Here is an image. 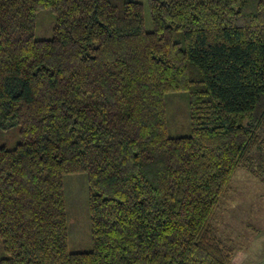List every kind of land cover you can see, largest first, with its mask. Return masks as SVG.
Listing matches in <instances>:
<instances>
[{
	"label": "trees",
	"instance_id": "16d2710c",
	"mask_svg": "<svg viewBox=\"0 0 264 264\" xmlns=\"http://www.w3.org/2000/svg\"><path fill=\"white\" fill-rule=\"evenodd\" d=\"M148 5L151 30L136 0H0V128L19 129L0 147V264H231L217 210L238 169L264 180V0ZM178 91L191 132L171 136ZM74 173L89 251L69 249Z\"/></svg>",
	"mask_w": 264,
	"mask_h": 264
},
{
	"label": "rangeland",
	"instance_id": "374dc122",
	"mask_svg": "<svg viewBox=\"0 0 264 264\" xmlns=\"http://www.w3.org/2000/svg\"><path fill=\"white\" fill-rule=\"evenodd\" d=\"M144 5L145 27L153 28L148 0H136ZM56 22L49 8L40 9L35 16V36L51 38ZM176 37L181 38L180 34ZM169 135H188L191 119L188 94L169 92L165 96ZM19 140L18 126L0 128V147L12 148ZM89 187L83 173L65 176V201L69 227V249L89 251L93 248L89 213ZM215 226L218 235L227 240L234 255L231 264H258L264 260V180L244 168L233 175L231 188L217 210ZM0 239V258L7 257Z\"/></svg>",
	"mask_w": 264,
	"mask_h": 264
},
{
	"label": "built area",
	"instance_id": "2783aa9c",
	"mask_svg": "<svg viewBox=\"0 0 264 264\" xmlns=\"http://www.w3.org/2000/svg\"><path fill=\"white\" fill-rule=\"evenodd\" d=\"M258 264H264V260H263V261H261V262H259Z\"/></svg>",
	"mask_w": 264,
	"mask_h": 264
}]
</instances>
